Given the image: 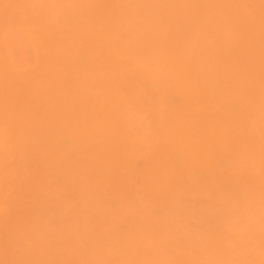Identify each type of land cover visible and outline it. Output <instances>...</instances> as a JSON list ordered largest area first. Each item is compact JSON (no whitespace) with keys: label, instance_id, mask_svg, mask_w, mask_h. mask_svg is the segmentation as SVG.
I'll list each match as a JSON object with an SVG mask.
<instances>
[{"label":"bare ground","instance_id":"obj_1","mask_svg":"<svg viewBox=\"0 0 264 264\" xmlns=\"http://www.w3.org/2000/svg\"><path fill=\"white\" fill-rule=\"evenodd\" d=\"M41 1L0 3V264H264V0Z\"/></svg>","mask_w":264,"mask_h":264},{"label":"rangeland","instance_id":"obj_2","mask_svg":"<svg viewBox=\"0 0 264 264\" xmlns=\"http://www.w3.org/2000/svg\"><path fill=\"white\" fill-rule=\"evenodd\" d=\"M4 2L5 1V3H2V6L4 5V4H6V5H4L3 7L5 8H8V7H10L11 5H13V3H15L17 0H1L0 1V3L1 2ZM20 1V0H19ZM22 1V0H21ZM29 1V0H28ZM27 0H25V2H28ZM39 1V0H38ZM41 1V0H40ZM44 0H42L39 4H41L42 2H43ZM7 2V3H6ZM11 2V3H10ZM33 2H35V0H33ZM8 5H10V6H8ZM36 5L38 6V3H35V6H34V4L32 5V8H34L35 7V9L37 8L36 7Z\"/></svg>","mask_w":264,"mask_h":264}]
</instances>
